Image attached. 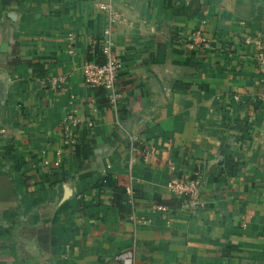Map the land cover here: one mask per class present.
<instances>
[{
    "label": "crops",
    "instance_id": "0c3cea01",
    "mask_svg": "<svg viewBox=\"0 0 264 264\" xmlns=\"http://www.w3.org/2000/svg\"><path fill=\"white\" fill-rule=\"evenodd\" d=\"M107 1L0 0V264H264V0H111L117 108L82 75Z\"/></svg>",
    "mask_w": 264,
    "mask_h": 264
},
{
    "label": "built area",
    "instance_id": "2783aa9c",
    "mask_svg": "<svg viewBox=\"0 0 264 264\" xmlns=\"http://www.w3.org/2000/svg\"><path fill=\"white\" fill-rule=\"evenodd\" d=\"M100 8L106 12L108 27L103 32L99 40L101 53L104 56L105 62L101 65L87 61L83 66V79L88 87L102 88L106 92L108 103L114 107H118V101L121 95L119 89V67L120 60L118 59L115 51L113 50L112 39V25L121 20V14L113 7L111 0L101 4ZM186 41V42H185ZM184 44L186 47L197 50L199 48H205L209 45V39L203 35L202 30L196 29L187 39ZM264 91V83H263ZM264 92L260 95L262 99ZM65 140L67 144H73L75 135L74 132L66 129ZM129 158L128 167L131 168L135 154L139 152L138 145L131 141L129 143ZM143 159L147 160L151 154V151L147 148L142 151ZM202 185V176L199 170H196L189 176H175L172 177L167 183L166 188L171 193L175 194L179 199V208L185 209L191 213H194L199 207V189ZM126 195L134 197L135 193L130 187L125 188ZM129 264H133L132 261Z\"/></svg>",
    "mask_w": 264,
    "mask_h": 264
},
{
    "label": "trees",
    "instance_id": "16d2710c",
    "mask_svg": "<svg viewBox=\"0 0 264 264\" xmlns=\"http://www.w3.org/2000/svg\"><path fill=\"white\" fill-rule=\"evenodd\" d=\"M171 1V0H169ZM169 4V5H168ZM167 6H171V3L167 2L166 4ZM99 38V37H98ZM87 61H93L99 65L103 64L105 62L104 56L101 53V48L99 45V41L98 39H96L95 41H93V43H91L88 46L87 49ZM34 70V67H33ZM100 89V88H98ZM102 90V89H100ZM103 92V90H102ZM105 101L107 102V99L105 98ZM77 143V142H76ZM78 153H80V151L78 150V145L75 144V154L78 155ZM101 186H108V187H112L113 189V197L111 199V203L113 204L114 207H116L119 211V214H121V211L124 209V206L122 205V201H123V188L118 186L115 179L112 178V176L110 175H105L102 178L101 181ZM161 204L164 205H179L178 201L175 200H162L160 201Z\"/></svg>",
    "mask_w": 264,
    "mask_h": 264
},
{
    "label": "water",
    "instance_id": "95a60500",
    "mask_svg": "<svg viewBox=\"0 0 264 264\" xmlns=\"http://www.w3.org/2000/svg\"><path fill=\"white\" fill-rule=\"evenodd\" d=\"M0 88H1V85H0Z\"/></svg>",
    "mask_w": 264,
    "mask_h": 264
}]
</instances>
